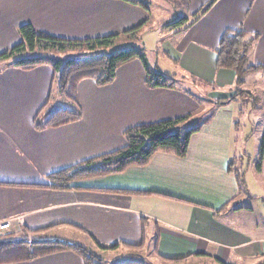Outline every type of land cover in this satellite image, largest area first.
I'll use <instances>...</instances> for the list:
<instances>
[{
  "label": "crops",
  "instance_id": "0c3cea01",
  "mask_svg": "<svg viewBox=\"0 0 264 264\" xmlns=\"http://www.w3.org/2000/svg\"><path fill=\"white\" fill-rule=\"evenodd\" d=\"M210 1L164 0L172 15L188 19L170 35L166 54L174 56L176 76L179 72L206 84L210 99L231 98L226 91L234 72L216 67L215 48L229 30L255 35L248 60L263 68L264 0ZM151 16L150 8L123 0H0V53L21 41L18 27L24 24L55 37L86 39L120 34ZM259 73L264 86V71ZM52 75L48 65L0 67V223L10 221L9 228L0 230V243L61 239L96 247L101 258L112 260L104 264H145L141 256L134 257L138 252L153 254L159 264H264V224L249 221L231 206L240 194L227 170L237 154L236 98L216 108L190 136L184 157L159 151L144 166L57 190L39 185L48 184L49 173L124 146L127 127L180 117L197 104L180 90L148 87L143 65L134 59L116 70L110 84L78 83L79 120L36 129L34 118L46 103ZM6 264L84 262L64 249Z\"/></svg>",
  "mask_w": 264,
  "mask_h": 264
},
{
  "label": "trees",
  "instance_id": "16d2710c",
  "mask_svg": "<svg viewBox=\"0 0 264 264\" xmlns=\"http://www.w3.org/2000/svg\"><path fill=\"white\" fill-rule=\"evenodd\" d=\"M125 2L140 5L149 10L148 5L143 0H123ZM215 0H211L210 3ZM209 3V4H210ZM205 6L196 13L192 22L198 19L206 10ZM151 13V12H150ZM176 19V21H175ZM149 20V19H148ZM147 20V21H148ZM186 17H175L167 22L168 27L175 29L184 24ZM190 22V23H192ZM127 30L120 34L98 36L86 39H66L55 37L45 32L36 30L30 24L18 27L21 41L9 50L0 53V61L6 66L22 69H30L38 65H48L51 67L53 75L48 97L44 106L37 112L34 118V127L43 129L44 127H57L79 120L82 117V109L77 94V85L83 79H91L97 86L110 84L114 78L116 70L123 64L134 59H139L145 70V83L148 87H164L168 89L176 88L175 82L190 80L185 76L166 75L160 71L151 69L138 47L130 45L129 48L112 50L109 53H97L82 57H68L62 59L60 56H53V53H64L66 51L90 52L99 48L112 46L114 41L120 36L134 33L143 25ZM255 35L246 34L242 30L226 31L215 52L217 55L216 67L230 69L234 72L233 88L244 83L247 74L255 73L262 69V66L251 64L248 60V51L255 41ZM194 85L206 88L205 99L212 103L211 108L223 106L226 101L233 98L210 99L208 93L210 87L204 86L201 82L190 80ZM208 87V88H207ZM61 94L70 106L60 105L55 102L56 95ZM236 97V96H235ZM235 99V98H234ZM65 105V106H64ZM44 116L41 113L48 110ZM190 114L176 118L163 119L154 122L141 123L127 127L123 131L125 145L113 151L90 157L79 163L46 176L48 184L39 185L42 188L57 190L77 189L74 182L103 177L110 174L120 173L132 166H144L151 157L159 151L175 154L179 157L186 155L188 140L190 136L198 131L199 125L188 128ZM264 154V133L259 148V160ZM234 159L230 160L227 170L233 174L238 191L243 190L244 182L242 173L235 170ZM257 169L260 170V164ZM37 186V185H31ZM109 192H128L120 189H102ZM99 246V245H98ZM104 248L103 246H99ZM115 246H112V248ZM71 249L83 260L84 264H103L104 262L94 254L90 253L80 244L71 243L65 240H45L26 241L15 240L0 243V264L14 263L34 259L59 250ZM121 264H141V263H121Z\"/></svg>",
  "mask_w": 264,
  "mask_h": 264
},
{
  "label": "rangeland",
  "instance_id": "374dc122",
  "mask_svg": "<svg viewBox=\"0 0 264 264\" xmlns=\"http://www.w3.org/2000/svg\"><path fill=\"white\" fill-rule=\"evenodd\" d=\"M143 1L147 3L152 11V16L149 19V22L146 23L147 25L144 24L134 33L120 36L114 41L112 46L99 48L90 52L73 50L64 53L50 52V54L66 59L68 57H82L97 53H109L112 50L129 48L130 45H132L138 48L141 47L139 50L151 69L163 70V72L169 76L175 75V71L173 70L175 64L172 61L174 56H172V58L166 54V52L171 49V37L173 35H170L175 29L171 28V26L168 27L165 21L172 16L177 18L180 14L176 13L175 15H172L171 10L164 4V0ZM3 63L4 62L0 61V67L4 65ZM261 71H264V67ZM177 75L180 76V73L177 72ZM261 75L262 73L248 74L245 76L242 85H238V88H233L232 86V88L226 91L227 93H231L232 98H236L234 115L238 118V124L235 125L234 131V147L236 148L237 153L235 155L236 158H234V168L242 173V180L244 182L243 190H240V194L236 196V199L232 202L231 206L234 205L233 207H239L242 216H246L249 221L254 219L259 223V226L264 224V172L261 171L262 160H259L258 155L264 133V86L261 81ZM175 83L176 88L174 89L185 93L197 104V108L188 113L190 114L188 128L198 126L199 124L201 127L203 123H207L214 113L215 107L209 109L214 105L205 99V92H207L206 88H202L200 85H194L190 80H177ZM227 98H230V96ZM227 98L223 99L227 100ZM55 102L62 106L63 104L68 107L70 106L66 99H63L59 93L56 95ZM49 109H51V107H48V110L45 111L42 116H44ZM239 155L241 157L238 158L237 156ZM258 164H260V170L257 169ZM75 237V241H81L79 237ZM85 248L90 253L99 257L103 262L104 260L106 261V259L112 261L111 258L108 257H106V259L101 258L96 253L98 252L96 247L87 245ZM101 256L103 257V255ZM137 256L142 257V263L159 264L151 253L138 252L134 254V257ZM196 263L216 264L212 260H198Z\"/></svg>",
  "mask_w": 264,
  "mask_h": 264
},
{
  "label": "built area",
  "instance_id": "2783aa9c",
  "mask_svg": "<svg viewBox=\"0 0 264 264\" xmlns=\"http://www.w3.org/2000/svg\"><path fill=\"white\" fill-rule=\"evenodd\" d=\"M9 226H10V221L5 220V221L0 223V230H5V229L9 228Z\"/></svg>",
  "mask_w": 264,
  "mask_h": 264
}]
</instances>
